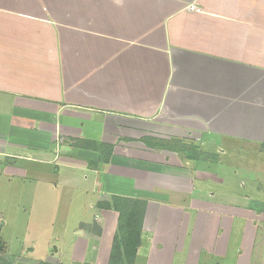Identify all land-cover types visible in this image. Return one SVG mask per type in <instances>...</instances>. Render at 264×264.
I'll return each mask as SVG.
<instances>
[{"label":"crops","instance_id":"1","mask_svg":"<svg viewBox=\"0 0 264 264\" xmlns=\"http://www.w3.org/2000/svg\"><path fill=\"white\" fill-rule=\"evenodd\" d=\"M248 147L264 153V0H0L2 173L89 170L110 251L119 196L147 203L135 264L145 246L146 264H252L263 186L239 203L211 167Z\"/></svg>","mask_w":264,"mask_h":264},{"label":"rangeland","instance_id":"2","mask_svg":"<svg viewBox=\"0 0 264 264\" xmlns=\"http://www.w3.org/2000/svg\"><path fill=\"white\" fill-rule=\"evenodd\" d=\"M175 142L192 150L189 142ZM240 152L218 153L222 161L213 163L211 167L217 169L231 187L236 186L240 190L243 201L237 200L239 203L252 204L251 197L263 200L258 187L263 186L264 189V153L249 147ZM25 164L31 166L32 162ZM41 168L46 170L50 166L42 165ZM61 173L63 180L58 185H53L28 178L33 175L31 172L20 178L18 175H4L0 168V238L3 241L0 246V264H110L111 231L100 233L102 244L100 240H93L94 236H99L103 226L102 217L99 218L101 222L97 217L99 210L91 207L96 201L97 193L90 191L83 194L85 189L93 188L91 172L87 169L73 172L72 168L62 167ZM86 175L88 178H85ZM70 176L76 177L77 182H64ZM78 178L81 185L79 188ZM200 182L197 179V183ZM206 184L211 185L210 188L214 191L221 187L212 181ZM244 184L247 186L243 187ZM257 199L256 202L259 201ZM80 219L89 223H82ZM109 227H112L110 223ZM81 228L88 230L89 235L80 233ZM79 238L84 240L78 242L81 248L74 252ZM263 252L264 242L260 236L253 254L256 259L255 262L252 260V264H261ZM81 255H85L86 259H77ZM147 259L148 248L145 246L138 257L139 264H146ZM234 259L235 255H230L225 264H234ZM214 262L212 260L211 264Z\"/></svg>","mask_w":264,"mask_h":264},{"label":"trees","instance_id":"3","mask_svg":"<svg viewBox=\"0 0 264 264\" xmlns=\"http://www.w3.org/2000/svg\"><path fill=\"white\" fill-rule=\"evenodd\" d=\"M89 144L94 146L95 149L98 148V150H100L99 162H109L114 149L112 144L99 143L95 145V143L88 142L87 145ZM162 145L171 148L168 142ZM180 148V152L191 154L192 150L190 151V148L186 145H182ZM94 164L95 163H91V165ZM114 200L115 210L119 213V218L111 250L110 264H135L138 247L141 242V233L147 203L141 199L131 200L119 196H115ZM2 245L3 241L0 238V246ZM123 261H125V263Z\"/></svg>","mask_w":264,"mask_h":264}]
</instances>
